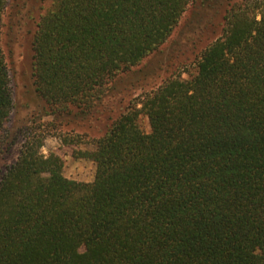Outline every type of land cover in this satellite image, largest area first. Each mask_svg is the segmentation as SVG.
<instances>
[{"label":"trees","instance_id":"trees-1","mask_svg":"<svg viewBox=\"0 0 264 264\" xmlns=\"http://www.w3.org/2000/svg\"><path fill=\"white\" fill-rule=\"evenodd\" d=\"M193 1L56 0L31 37L45 114L91 112ZM223 7L187 77L174 72L76 151L94 162L91 181L65 176L40 132L11 123L0 52V264H264V0Z\"/></svg>","mask_w":264,"mask_h":264},{"label":"rangeland","instance_id":"rangeland-1","mask_svg":"<svg viewBox=\"0 0 264 264\" xmlns=\"http://www.w3.org/2000/svg\"><path fill=\"white\" fill-rule=\"evenodd\" d=\"M56 0H7L0 23V52L5 55L16 106L11 123L26 125L43 137V154H58L63 160V174L80 181H91L95 164L78 157L79 149H94L100 137L120 113L170 75L181 72L187 77L197 54L221 35L225 0H194L182 16L180 25L160 50L146 57L130 71L116 77L96 102L91 112L60 115L45 114L42 102L35 97L31 77V37L40 15ZM149 131L146 116L140 118ZM20 143L4 156L11 163Z\"/></svg>","mask_w":264,"mask_h":264}]
</instances>
